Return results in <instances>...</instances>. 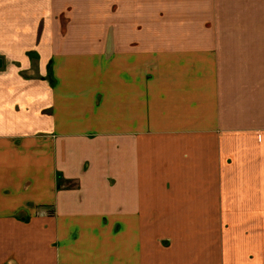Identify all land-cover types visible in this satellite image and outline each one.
<instances>
[{
    "label": "crops",
    "instance_id": "0c3cea01",
    "mask_svg": "<svg viewBox=\"0 0 264 264\" xmlns=\"http://www.w3.org/2000/svg\"><path fill=\"white\" fill-rule=\"evenodd\" d=\"M264 0H0V264H264Z\"/></svg>",
    "mask_w": 264,
    "mask_h": 264
},
{
    "label": "rangeland",
    "instance_id": "374dc122",
    "mask_svg": "<svg viewBox=\"0 0 264 264\" xmlns=\"http://www.w3.org/2000/svg\"><path fill=\"white\" fill-rule=\"evenodd\" d=\"M264 229V228H263Z\"/></svg>",
    "mask_w": 264,
    "mask_h": 264
}]
</instances>
